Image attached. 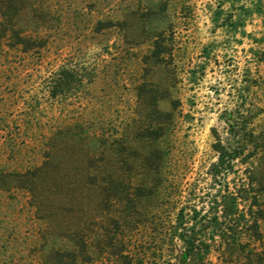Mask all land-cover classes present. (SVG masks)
I'll use <instances>...</instances> for the list:
<instances>
[{
  "label": "trees",
  "instance_id": "obj_1",
  "mask_svg": "<svg viewBox=\"0 0 264 264\" xmlns=\"http://www.w3.org/2000/svg\"><path fill=\"white\" fill-rule=\"evenodd\" d=\"M240 9L239 26L253 12H263L260 5ZM50 19L46 0H0V55L40 54L48 42L44 24ZM115 26L122 22L98 20L93 30ZM162 38L158 32L141 60L134 117L129 119L137 126L132 136L128 124L105 131L101 123L92 130L87 119L47 127L33 107L9 111L12 97L0 94L1 137L8 135L20 153L10 165L0 161V192L16 203V212L1 214L0 247L18 245L16 264H97L100 259L148 264L147 252L161 237L170 245L179 241L182 254L166 258L161 245L151 264H201L209 241L216 238L235 264H264V249L251 246L252 240L262 239L264 220V104L247 103L243 96L236 112L225 117L226 138L214 129L217 158L207 173L219 189L207 194V209L183 200L170 139L179 101L150 78L157 66L168 64L170 47ZM81 77L74 67L60 65L48 77L51 96L65 97L82 83ZM164 100L171 110L161 108ZM24 149L30 153L28 160L20 158ZM236 171L230 187L227 176ZM17 195L24 198L19 201ZM168 207L175 213L166 223ZM23 208L38 223L32 237L19 225L7 229L8 220ZM139 226L150 231L149 240L134 239ZM140 248L145 250L142 255ZM2 256L1 264H7Z\"/></svg>",
  "mask_w": 264,
  "mask_h": 264
},
{
  "label": "rangeland",
  "instance_id": "obj_2",
  "mask_svg": "<svg viewBox=\"0 0 264 264\" xmlns=\"http://www.w3.org/2000/svg\"><path fill=\"white\" fill-rule=\"evenodd\" d=\"M46 4L51 19L44 24L48 42L40 54L10 51L0 55V76L4 74L0 94L12 97L9 111L33 107L38 121L47 127L84 123L85 119L92 123V130L101 123L105 131L112 125L128 124L132 136L137 126L129 119L134 117V85L142 73L141 60L154 36L163 32L162 42L170 47L168 64L157 66L150 78L179 101L170 136L176 165L173 172L186 196L182 199L188 198L197 209H207V194L219 189L207 173L217 158L212 149L214 129L226 138L225 117L236 112L243 96L247 103L264 104V0H46ZM241 5L249 9L260 5L263 12H253L239 26ZM108 19L121 21L122 26L94 32L96 21ZM60 65L79 70L83 80L65 97H52L48 77ZM160 106L171 110L168 100ZM2 133L0 161L10 165L20 153L14 141L8 135L1 137ZM21 138L28 140L27 134ZM21 153L23 160L30 154L27 149ZM238 168L241 166L235 165ZM236 174L227 176L230 187ZM23 198L17 195L19 201ZM15 209L14 200L0 192V219L2 213L11 214ZM166 210L168 223L175 210ZM29 215L25 208L20 209L16 218L8 220L7 229L19 225L21 232L27 230L32 237L38 223ZM2 226L0 220V230ZM260 230L262 239L251 241L259 250L264 249V220ZM133 237L138 242L149 240L150 231L139 226ZM216 239L215 243L208 240L211 247L201 264H235ZM169 243L161 237L147 252L148 264L152 255L158 257L161 245L166 258L182 254L179 241ZM18 248L15 244L0 247V264L2 254L7 256V264H16ZM138 250L140 255L145 252ZM97 264L109 263L100 259Z\"/></svg>",
  "mask_w": 264,
  "mask_h": 264
}]
</instances>
